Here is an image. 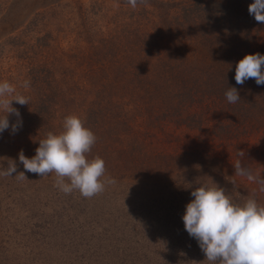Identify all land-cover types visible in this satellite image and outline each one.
<instances>
[{
	"label": "trees",
	"instance_id": "trees-1",
	"mask_svg": "<svg viewBox=\"0 0 264 264\" xmlns=\"http://www.w3.org/2000/svg\"><path fill=\"white\" fill-rule=\"evenodd\" d=\"M16 2L3 1L0 20L19 11ZM253 2L146 0L132 8L127 0H40L29 19L6 35L19 46L5 36L0 39V53H9V48L22 52L4 56L1 79L29 99L23 106L12 102L22 126L13 134L11 124L18 118L9 114L10 127L0 133V140L12 145L22 140L38 148L49 132L63 131L67 116L77 114L97 137L91 151L102 149L105 174L111 171L125 179L136 165L147 168L158 159L166 166L175 164L176 185L180 181L187 189V181L196 177L192 170L181 176V166L206 169V175L221 180L231 196L248 197L249 192L243 197L231 183L235 178L230 170L237 159L260 168L264 164L256 159L264 160V85L254 79L243 85L235 81L241 59L264 55V23L248 12ZM58 8L62 18L45 17ZM26 80L28 88L22 86ZM229 87L237 88L239 102L227 101ZM90 92L87 102L77 99ZM130 135L150 152H143L133 140L123 146L122 139ZM241 150L243 158L237 155ZM112 159L122 162L110 167ZM7 167L0 161V169ZM19 172L26 177L17 178ZM34 179L46 183L53 198L66 195L55 186L56 176H37L17 164L13 176H0V193L7 204L14 202L10 197L31 196L37 186ZM69 195L66 198L71 199ZM168 195L162 187L160 197ZM14 249L1 248L0 258Z\"/></svg>",
	"mask_w": 264,
	"mask_h": 264
},
{
	"label": "rangeland",
	"instance_id": "rangeland-1",
	"mask_svg": "<svg viewBox=\"0 0 264 264\" xmlns=\"http://www.w3.org/2000/svg\"><path fill=\"white\" fill-rule=\"evenodd\" d=\"M3 1L7 2L0 0V10L4 5ZM39 1L17 0L16 3L21 6L19 11L7 21L0 20V39L5 36L4 39L8 42L19 46L10 39V34L6 35L13 27L29 19L33 7ZM45 17L58 20V17L62 18V9L58 8L54 14L47 13ZM28 22L34 26L31 20ZM67 23L69 22H65ZM34 27L35 30L38 29L37 25ZM23 30L24 28L19 34ZM5 50H8L7 47ZM18 53H22L21 49L17 52L9 48V53H0V67L3 65L4 56ZM0 82H3L1 76ZM91 94L92 92L79 94L77 99L85 103ZM0 116L2 117L1 114ZM122 140L123 146H128L133 138L130 135ZM19 142L21 143L12 145L0 140V158H10L24 168L19 161V152L23 150L28 158H32L36 154V148L28 147L22 140ZM133 142L143 152H150V148L143 146L140 141ZM101 150L93 149L90 154L95 155L93 158L99 156L103 159L105 156H102ZM253 156L256 157L255 154ZM256 159L264 163L262 158ZM154 160L147 168L136 165V170H132L125 179L108 171L105 178L103 177L106 179L105 190L91 198L82 196L78 190H74L72 195L53 198V192L44 188L46 183L35 179L31 180L37 185L34 191L29 190L33 192L31 196L22 199L10 197L14 198L11 205L7 204L6 197L0 193V236L4 239V244L0 243V249L15 248L8 255L6 254L9 250L5 252L6 256L0 258V264H120L122 261L128 262L127 264H202L206 256L197 240L185 230L182 217L186 205L194 199L191 192L199 184H208L204 180H210V186L214 183L223 188L225 186L220 184L221 180L206 175V169L201 172L181 166L178 168L181 176H186L189 170L196 175L194 179L187 181L186 189L184 185L180 186V181L176 185L177 171L173 167L175 164L166 166L160 160ZM0 161L8 165L6 159ZM117 162L122 161L117 159L112 163L108 162V165L111 167ZM242 165L249 167L254 174L264 177V164H261V168L248 161ZM231 173L234 177L235 169L230 170ZM234 178L243 197L246 192L252 196L255 194L253 197L264 205V192L259 191L257 183L250 182L245 177ZM109 180L115 182L108 183ZM162 187L169 191L167 197H160ZM68 195L71 199L66 198ZM232 198L242 203L246 197ZM59 213L66 217L59 216ZM130 259L133 260L132 263Z\"/></svg>",
	"mask_w": 264,
	"mask_h": 264
},
{
	"label": "clouds",
	"instance_id": "clouds-1",
	"mask_svg": "<svg viewBox=\"0 0 264 264\" xmlns=\"http://www.w3.org/2000/svg\"><path fill=\"white\" fill-rule=\"evenodd\" d=\"M138 2L146 0H127L132 8H136ZM248 12L257 23H264V0H254L249 5ZM262 66L264 55H246L236 64V84L243 85L246 80L254 79L257 85H264ZM22 86L30 87V81H24ZM225 96L231 104L241 99L235 87H229ZM13 101L22 106L29 104V99L17 93L10 82H0V111L6 113L0 117V133L10 127L9 114H15L18 118L16 123L11 124L13 134L22 126L19 109L12 107ZM96 140V135L84 126L81 118L70 115L64 119L61 133L49 132L47 138L39 141V147L32 158H28L21 150L19 161L27 172L42 177L54 173L55 186L65 194L78 190L82 196L91 198L105 190V161L99 156L88 159ZM237 155L243 158L245 153L241 150ZM0 159L8 161V167L0 169V176L8 177L17 173L15 161L7 157ZM233 166L234 177H245L248 181L257 183L259 191L264 192V177L242 165L241 159H237ZM15 176L26 177L24 172ZM231 183L235 185L236 181L231 180ZM199 185L191 192L194 199L186 205L182 219L185 230L197 240L205 254L207 264H264V205L258 203L252 195L242 203L234 201L229 192L216 183L212 186Z\"/></svg>",
	"mask_w": 264,
	"mask_h": 264
}]
</instances>
